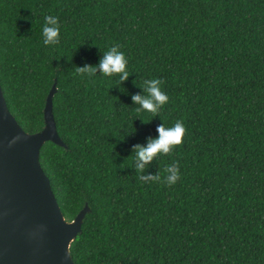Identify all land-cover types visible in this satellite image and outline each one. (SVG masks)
Returning <instances> with one entry per match:
<instances>
[{
  "label": "trees",
  "instance_id": "1",
  "mask_svg": "<svg viewBox=\"0 0 264 264\" xmlns=\"http://www.w3.org/2000/svg\"><path fill=\"white\" fill-rule=\"evenodd\" d=\"M49 14L61 30L46 45ZM113 43L121 84L77 70ZM152 77L169 101L151 118L131 93ZM54 81L65 145L45 141L39 160L66 219L90 207L75 264H264V0H0V85L26 131ZM177 119L183 142L146 171L176 160L180 179L141 181L131 145Z\"/></svg>",
  "mask_w": 264,
  "mask_h": 264
},
{
  "label": "water",
  "instance_id": "2",
  "mask_svg": "<svg viewBox=\"0 0 264 264\" xmlns=\"http://www.w3.org/2000/svg\"><path fill=\"white\" fill-rule=\"evenodd\" d=\"M56 89L54 81L42 128L28 132L9 110L0 85V264H75L70 244L90 207L85 202L66 219L39 160L45 141L65 145L52 109Z\"/></svg>",
  "mask_w": 264,
  "mask_h": 264
},
{
  "label": "clouds",
  "instance_id": "3",
  "mask_svg": "<svg viewBox=\"0 0 264 264\" xmlns=\"http://www.w3.org/2000/svg\"><path fill=\"white\" fill-rule=\"evenodd\" d=\"M61 21L55 14L45 16L42 26V36L44 44H56L59 42ZM128 56L122 50L119 43L111 44L104 51L95 63H84L77 70L89 76L102 74L111 77L118 74V83L126 80L130 71L128 69ZM141 91L131 93V102L136 105L135 111H142L151 114V118L158 115L161 107L169 101V95L162 88V78H146ZM150 119L142 120L144 122ZM135 130V129H134ZM130 131L129 133L134 132ZM186 133V125L182 119H177L171 126H166L163 122L156 125V134L145 137L143 143L136 142L131 145L130 153H133L132 167L139 173V179L144 182L163 181L168 185L175 184L181 177L179 161L173 160L165 165L166 175L161 177L158 172L146 171L151 162L158 154L171 153L176 145L183 142Z\"/></svg>",
  "mask_w": 264,
  "mask_h": 264
}]
</instances>
